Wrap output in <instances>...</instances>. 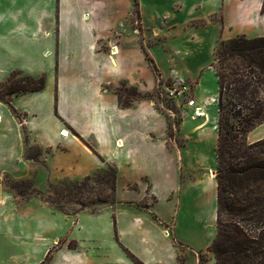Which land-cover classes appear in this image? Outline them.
I'll use <instances>...</instances> for the list:
<instances>
[{"label": "crops", "instance_id": "0c3cea01", "mask_svg": "<svg viewBox=\"0 0 264 264\" xmlns=\"http://www.w3.org/2000/svg\"><path fill=\"white\" fill-rule=\"evenodd\" d=\"M174 2L0 0V84L15 71L47 79L42 91L12 96L10 104L19 117L0 101V238L5 233L15 245L17 237L16 198L6 191L4 176H31L36 189L44 191L63 178L79 180L112 166L117 172L116 211L65 219L37 205L41 238L55 235L53 244L67 236L77 241L79 248L70 252L73 261L68 264H133L125 250L144 264H199L194 255L180 263L178 246L204 252L218 234L217 73L200 67L208 63L205 55L196 68L187 57L183 60L186 78L197 79L195 96L204 115L194 117L190 108L183 117L178 130L182 144L170 137L169 120L155 101L123 107L115 91L122 84L140 94L159 87L140 25L161 24L162 14L175 12ZM180 3L182 9L169 25L175 15L187 19L194 8L200 19L222 12L224 39L232 31L264 36V0ZM200 29L206 35L210 27ZM152 39L151 32L148 41ZM157 46L147 45L150 62L157 64L163 80L169 79L168 48L176 44L169 39L160 45L163 49ZM263 140L264 123L247 135L250 144ZM28 143L42 149L38 160L26 156ZM149 196L153 203L140 208ZM21 213L31 224L33 201ZM167 227H173L175 241ZM24 237H33V231ZM100 247L104 262L93 257Z\"/></svg>", "mask_w": 264, "mask_h": 264}, {"label": "rangeland", "instance_id": "374dc122", "mask_svg": "<svg viewBox=\"0 0 264 264\" xmlns=\"http://www.w3.org/2000/svg\"><path fill=\"white\" fill-rule=\"evenodd\" d=\"M172 7V11L178 13L182 9L180 0H175ZM175 12H172V14L169 12L162 14L161 24L159 25L149 24L147 22L140 25L139 23L140 26L145 27L143 33L144 39L146 41L145 52L152 71L156 75L159 84V87L154 92L141 95H151L152 100L155 101L160 111H162V113H164L169 120L172 139H175L178 144H182L183 139L180 137L178 130L183 117L187 114V112L192 111L187 104L189 101L195 100L198 106L195 96L197 79L186 78V75H184V58L187 57V59L190 60V64L193 66V68H196V66L199 67V64H197L199 57L201 55H205L207 57L208 63H201L200 67L212 69L216 64L218 50L223 41H228L239 36L252 38L256 34H239L238 31H232L226 35L229 38L224 39V34L222 33V29L224 30V26H222V12H218L214 15H206L204 19H200L198 18L199 12H197L194 8H192V11L187 15V19L184 18V15H175L177 19L169 25V23H171L170 17H172ZM138 21L139 18L137 19V22ZM135 25L138 26V23H135ZM202 26H204V29L206 26L210 27V30L206 35L203 34L200 29ZM148 31L152 32L153 39L151 41H148V37L151 33ZM169 39L174 40V44H176V46H171L168 48L171 55L170 78L163 80L162 73L157 64H152V62H150L147 45H158L157 47L159 49V46L163 45L166 40ZM189 43L191 44L190 48H185L182 46ZM160 49H163V47L160 46ZM166 65H168V63ZM214 71L216 72L215 68ZM21 78V76H18L16 80H20ZM163 83H165V85H163ZM182 87L187 88L186 95L183 99L176 101L170 97V89H180ZM118 88L121 94L120 102L127 101V96L132 93L131 88L124 84ZM9 98L10 97L6 94V92L0 93V99L7 101ZM136 102L137 101L132 100L133 105H135ZM41 155L42 149L39 146L29 143L26 145L27 157L38 160ZM111 168L112 166H109L105 170L99 171L92 176L79 180L63 178L60 181L52 183L48 189L44 191L36 189L35 180L31 176L23 179H12L8 176H4L3 182L6 191L10 192L16 198L17 215L15 219V231L17 237L15 238V245L9 244L7 235L5 233H1L0 264L71 263L73 259L70 252L73 250H78L79 243L68 236L64 239L55 241L54 244L52 241L55 238V235L49 234V236H47L48 238H46V236L45 238H41L39 233V227L41 226V214L40 211L36 210L37 207H39L37 205L46 207L53 214L61 215L65 219L76 218L79 214L97 216L103 214L106 211L115 212L118 203L116 200V188L115 193L112 189ZM30 201H33L32 223L27 224L24 221L23 216H21V212L24 211V208ZM152 203L153 198L149 196L146 200L140 202L138 206L140 208H147ZM12 211L13 210H11V212ZM225 219L226 217H224V220ZM52 222L53 221L51 220L49 222L50 228L52 226ZM171 228L172 229L169 230L167 227V231L175 241L176 238L172 231L173 227ZM85 229L86 228L83 227L82 230ZM31 230L33 231V237L25 238V234L29 233ZM48 241H51L52 243H49ZM178 247H180L182 252L180 263H183L185 257L189 255L196 256L199 264H208L211 258H215V254L208 252V250L204 252H196L193 249L184 248L182 246ZM29 248H32V253L29 252ZM99 249V252H97L93 257L100 262H104V250L101 249V247ZM199 253L201 256H199ZM125 254L128 257L130 263L136 264L137 258L133 254L126 250Z\"/></svg>", "mask_w": 264, "mask_h": 264}, {"label": "trees", "instance_id": "16d2710c", "mask_svg": "<svg viewBox=\"0 0 264 264\" xmlns=\"http://www.w3.org/2000/svg\"><path fill=\"white\" fill-rule=\"evenodd\" d=\"M213 67L219 82L218 234L208 252L215 254L216 264H264V140L247 141L264 123V36L223 41ZM46 81V76L15 71L0 84V93L10 97L0 101L19 117L10 104L12 96L42 91ZM115 91L121 97L119 88ZM131 92L121 102L124 107H131L132 100H152L135 88ZM111 172L115 193V167ZM136 264L144 263L137 259Z\"/></svg>", "mask_w": 264, "mask_h": 264}, {"label": "built area", "instance_id": "2783aa9c", "mask_svg": "<svg viewBox=\"0 0 264 264\" xmlns=\"http://www.w3.org/2000/svg\"><path fill=\"white\" fill-rule=\"evenodd\" d=\"M187 88L182 87L180 89H170L169 95L171 98L175 99L176 101H179L183 99L186 95ZM188 107L194 109V117H201L204 115V112L202 108L198 107L195 100H191L188 102Z\"/></svg>", "mask_w": 264, "mask_h": 264}, {"label": "bare ground", "instance_id": "6f19581e", "mask_svg": "<svg viewBox=\"0 0 264 264\" xmlns=\"http://www.w3.org/2000/svg\"><path fill=\"white\" fill-rule=\"evenodd\" d=\"M64 133H65V134H67V132H66V131H65Z\"/></svg>", "mask_w": 264, "mask_h": 264}]
</instances>
